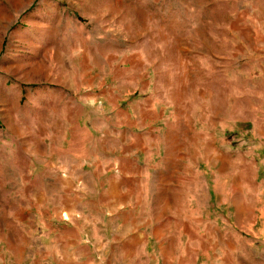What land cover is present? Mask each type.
Returning a JSON list of instances; mask_svg holds the SVG:
<instances>
[{"label": "rangeland", "instance_id": "obj_1", "mask_svg": "<svg viewBox=\"0 0 264 264\" xmlns=\"http://www.w3.org/2000/svg\"><path fill=\"white\" fill-rule=\"evenodd\" d=\"M0 264H264V0H0Z\"/></svg>", "mask_w": 264, "mask_h": 264}]
</instances>
